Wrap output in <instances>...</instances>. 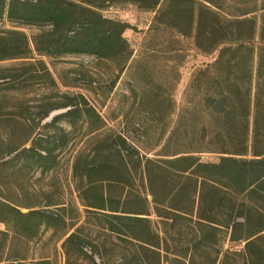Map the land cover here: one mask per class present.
<instances>
[{"label":"trees","instance_id":"obj_1","mask_svg":"<svg viewBox=\"0 0 264 264\" xmlns=\"http://www.w3.org/2000/svg\"><path fill=\"white\" fill-rule=\"evenodd\" d=\"M115 3L154 13L144 51L132 63L123 37L128 26L102 14ZM0 19L12 24L0 33V62L22 63L1 70V85L21 88L33 67L54 83L31 45L37 56L88 55L111 68L108 80L88 82L97 107L81 95L62 96L38 118L65 109L44 124L53 131L30 147L24 141L13 148L10 163L50 171L69 143L57 122H81L93 140L106 125L101 111L124 71L140 85L131 88L137 107L124 123L126 136L95 140L72 165L84 212L126 252L117 264H264V0H0ZM14 26L47 29L30 42ZM179 38L217 56L193 71L176 106L173 91L184 61ZM205 154L218 159L203 161ZM62 223L59 210L22 212L0 197V224L13 237L30 241ZM82 230L75 227L62 242L66 264H96L94 256L107 264L105 246L86 253ZM7 236L0 231V264Z\"/></svg>","mask_w":264,"mask_h":264},{"label":"rangeland","instance_id":"obj_2","mask_svg":"<svg viewBox=\"0 0 264 264\" xmlns=\"http://www.w3.org/2000/svg\"><path fill=\"white\" fill-rule=\"evenodd\" d=\"M102 14L128 26L123 37L133 50L130 63L138 59V55L144 51L146 31L154 13L140 10L131 3H115L102 10ZM11 28L10 22L0 19V33ZM14 29L26 34L31 42L40 30L47 28L14 26ZM167 39L168 36L165 35L159 41L166 46ZM179 40L184 61L179 67L180 80L173 91L176 106H179L181 102L182 93L193 71L213 62L217 56V52L210 55L198 52L192 39L179 38ZM30 47L34 58L45 64L54 83L36 74L35 67L28 70L29 73L24 76L26 80L23 81L21 88L1 85L0 80V197L18 205L22 212H27L28 208L59 210L64 215L65 223L54 229H43L36 238L30 241L13 237L11 230H7L5 225L0 224V231H7L8 234L3 263L66 264L62 242L75 227H83L82 236L88 239L84 247L86 253H91L89 247L92 245L105 246L107 264H117L126 252L114 248V238L102 231L95 215L84 212L76 191L77 179L72 174V165L79 153H86L94 146L95 140H103L113 133L126 136L123 131L124 123L131 121V116L137 107V100H134L131 88L136 89L140 85L133 83L125 70L107 102V109L104 108L101 111L106 119V125L102 131L94 134L95 139H90L86 126L81 122L72 127L64 120L59 121L55 126L65 129L69 143L61 152H57L56 166L45 173L23 169L20 163H10L14 156V153L10 151L24 141H27L25 146L30 147L36 138L52 132L54 128L44 127V124L50 123L54 116L66 110H53L41 122L38 121L39 116L51 106L62 102L64 95H81L97 107L98 102L87 90L88 82L90 77L99 78L102 81L108 80V73L111 69L108 63L97 61L92 56L65 55L58 58L37 56L33 51V45ZM20 64L22 63L19 60L1 61L0 75L5 74L3 70L20 67ZM201 158L203 161L215 162L218 156L205 154ZM151 218L156 220L154 217ZM226 247L228 246L225 245L223 250ZM240 248L239 246L234 247V249ZM15 255L24 256V259L13 261L12 258ZM94 260L96 264L100 263L96 256ZM78 264L91 263L87 260H80Z\"/></svg>","mask_w":264,"mask_h":264}]
</instances>
